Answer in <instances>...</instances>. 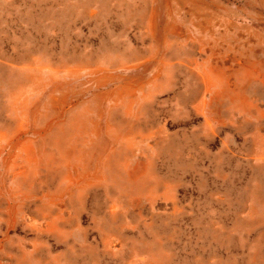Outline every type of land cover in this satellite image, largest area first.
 Instances as JSON below:
<instances>
[{"label": "rangeland", "instance_id": "rangeland-1", "mask_svg": "<svg viewBox=\"0 0 264 264\" xmlns=\"http://www.w3.org/2000/svg\"><path fill=\"white\" fill-rule=\"evenodd\" d=\"M0 264H264V0H0Z\"/></svg>", "mask_w": 264, "mask_h": 264}, {"label": "bare ground", "instance_id": "bare-ground-1", "mask_svg": "<svg viewBox=\"0 0 264 264\" xmlns=\"http://www.w3.org/2000/svg\"><path fill=\"white\" fill-rule=\"evenodd\" d=\"M181 2H186L188 0H180ZM196 1V0H195ZM198 1V0H197ZM201 1V0H200ZM197 3V2H196ZM193 6H191L189 8V10L187 12H191L192 11V14H194V18L192 16L189 17L190 21H196L201 24L202 22L204 23L203 25H201V28L200 30L202 32H205L207 30H210L209 26L210 24H217L219 22V18L217 15L214 14L213 11H210V8L208 6H205V5H198L195 4V2L192 4ZM177 7V6H176ZM218 7V6H217ZM177 9V8H176ZM188 9V8H187ZM205 15V18L203 17ZM203 17V18H202ZM174 18V17H173ZM202 18V19H201ZM227 19V18H226ZM204 20V21H203ZM217 51V50H216ZM191 61L194 62L195 60L191 57ZM166 62V61H165ZM70 73L72 74H75L76 73V70H72L70 69ZM19 103V102H18ZM15 109V108H14ZM27 110L24 109L23 112L19 113L18 116H16V120L15 121V126L14 128L16 127V130L18 131L19 129H21V127H25V124L26 121L23 119L24 118V115H25V112ZM18 125V126H16ZM109 129V128H108ZM113 129V128H112ZM10 135V134H9ZM5 138V137H4ZM8 141L11 140L12 138H8ZM23 140V139H22ZM18 146H21L20 147V150L23 151L26 155H27V158L28 160L31 162L33 161V159H36L35 157L33 158V154H36V149H35V146H34V142L32 140H25V141H21L19 143ZM49 197V196H48Z\"/></svg>", "mask_w": 264, "mask_h": 264}, {"label": "crops", "instance_id": "crops-1", "mask_svg": "<svg viewBox=\"0 0 264 264\" xmlns=\"http://www.w3.org/2000/svg\"><path fill=\"white\" fill-rule=\"evenodd\" d=\"M203 17L205 18V15H204ZM203 21H204V20H203ZM199 23H200V21L197 22V27H198V28H201V25H203L204 23H203V22H202L201 24H199ZM212 26H215V25H214L213 23L210 24L209 28H210V31H211V32H213V30H211V29H212V28H211Z\"/></svg>", "mask_w": 264, "mask_h": 264}]
</instances>
